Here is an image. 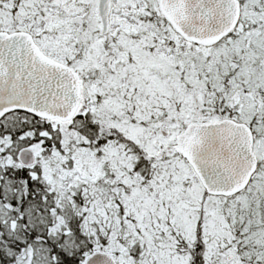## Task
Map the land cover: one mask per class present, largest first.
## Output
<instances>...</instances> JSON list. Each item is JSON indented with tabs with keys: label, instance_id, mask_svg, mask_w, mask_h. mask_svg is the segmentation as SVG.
Wrapping results in <instances>:
<instances>
[{
	"label": "snow or ice",
	"instance_id": "snow-or-ice-1",
	"mask_svg": "<svg viewBox=\"0 0 264 264\" xmlns=\"http://www.w3.org/2000/svg\"><path fill=\"white\" fill-rule=\"evenodd\" d=\"M0 264H264V0H0Z\"/></svg>",
	"mask_w": 264,
	"mask_h": 264
}]
</instances>
